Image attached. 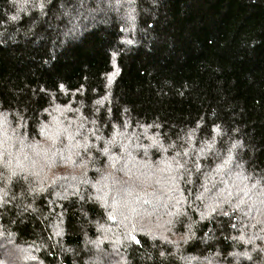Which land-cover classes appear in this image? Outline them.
Here are the masks:
<instances>
[{"label":"trees","instance_id":"trees-1","mask_svg":"<svg viewBox=\"0 0 264 264\" xmlns=\"http://www.w3.org/2000/svg\"><path fill=\"white\" fill-rule=\"evenodd\" d=\"M0 119V264H264V0H0Z\"/></svg>","mask_w":264,"mask_h":264},{"label":"rangeland","instance_id":"rangeland-1","mask_svg":"<svg viewBox=\"0 0 264 264\" xmlns=\"http://www.w3.org/2000/svg\"><path fill=\"white\" fill-rule=\"evenodd\" d=\"M74 107H60V106H55L52 105L51 113H49V115H52V120H53V124L49 126V134H48V138H50L51 136L60 134V131L63 130H67V123H72L74 122V120L77 119V116H69V114L73 111H75L73 109ZM1 120V119H0ZM70 134V133H68ZM73 137L68 138V142L69 140H72ZM55 141V140H54ZM60 144V143H59ZM59 147V146H58ZM261 201L264 202V198H261ZM261 209H263V207H261ZM264 216H262V220L264 222Z\"/></svg>","mask_w":264,"mask_h":264},{"label":"snow or ice","instance_id":"snow-or-ice-1","mask_svg":"<svg viewBox=\"0 0 264 264\" xmlns=\"http://www.w3.org/2000/svg\"><path fill=\"white\" fill-rule=\"evenodd\" d=\"M13 19H15L14 17H13ZM62 87V86H61ZM247 194V192H245V195ZM137 243H139V241H137Z\"/></svg>","mask_w":264,"mask_h":264}]
</instances>
